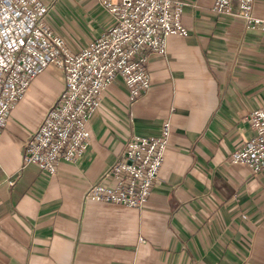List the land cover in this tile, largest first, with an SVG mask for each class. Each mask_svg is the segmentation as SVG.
I'll return each mask as SVG.
<instances>
[{
    "label": "crops",
    "instance_id": "1",
    "mask_svg": "<svg viewBox=\"0 0 264 264\" xmlns=\"http://www.w3.org/2000/svg\"><path fill=\"white\" fill-rule=\"evenodd\" d=\"M181 1L188 36L147 59L151 85L135 102L122 79L107 87L79 161H60L54 177L22 169L26 140L64 88L58 69L11 112L0 137V264H264V173L232 159L251 135L244 115L264 107V32L215 15L214 0ZM40 2L73 52L113 25L98 0ZM253 16L264 21V0ZM164 121L170 142L145 206L85 201L128 137L158 135Z\"/></svg>",
    "mask_w": 264,
    "mask_h": 264
},
{
    "label": "built area",
    "instance_id": "2",
    "mask_svg": "<svg viewBox=\"0 0 264 264\" xmlns=\"http://www.w3.org/2000/svg\"><path fill=\"white\" fill-rule=\"evenodd\" d=\"M254 2L214 0L212 12L223 18H239L248 28L264 32V21L253 16ZM98 3L112 17V27L73 52L49 25L48 9L40 0H0V137L9 115L37 77L54 67L64 81L60 96L24 144L22 169L36 165L54 177L60 161L74 163L84 157L90 146L89 126L102 106L107 87L122 79L130 101L135 102L151 85L147 59L165 55L170 36H188L180 22L184 1ZM244 119L251 135L234 152L233 162L256 174L264 173V107L244 115ZM171 133L169 121L163 122L158 135L132 133L116 162L89 185L84 200L143 208L165 162ZM9 184L13 186L15 181Z\"/></svg>",
    "mask_w": 264,
    "mask_h": 264
}]
</instances>
